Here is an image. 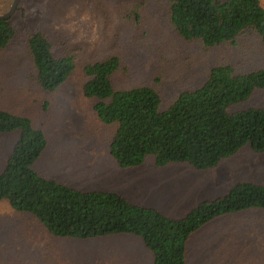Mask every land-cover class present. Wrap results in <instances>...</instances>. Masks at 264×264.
Segmentation results:
<instances>
[{
	"label": "rangeland",
	"instance_id": "374dc122",
	"mask_svg": "<svg viewBox=\"0 0 264 264\" xmlns=\"http://www.w3.org/2000/svg\"><path fill=\"white\" fill-rule=\"evenodd\" d=\"M137 1L21 0L11 18L16 36L0 51V111L29 118L45 133L48 146L35 164L44 178L83 192L116 193L181 220L237 183L264 184V154L245 148L214 171L199 172L187 164L157 169L153 158L138 168H121L110 155L116 127L102 124L94 101L83 95L88 82L84 66L118 55L125 71L114 79V86L154 88L165 111L179 94L201 87L216 66L230 65L239 73L263 69L264 46L258 36L247 33L236 44L205 49L174 33L167 0H147L140 21L131 20ZM13 2L0 0V15ZM70 10L93 13L101 22L99 42L73 43V37L56 30ZM36 32L50 39L56 54L70 52L76 57V70L52 93L40 88L27 47ZM254 107H264V90L231 111ZM18 140L16 132L0 136V173ZM0 264H154V259L140 238L59 239L31 215L15 211L12 217L0 216ZM186 264H264V211L224 216L207 224L190 239Z\"/></svg>",
	"mask_w": 264,
	"mask_h": 264
},
{
	"label": "trees",
	"instance_id": "16d2710c",
	"mask_svg": "<svg viewBox=\"0 0 264 264\" xmlns=\"http://www.w3.org/2000/svg\"><path fill=\"white\" fill-rule=\"evenodd\" d=\"M169 25L181 39L205 49L236 44L255 34L264 46V9L257 0H167ZM147 0L135 2L129 18L138 23ZM16 36L10 20H0V51ZM37 82L55 92L76 70L74 53L56 54L42 32L27 43ZM125 69L118 55L84 66L85 98L94 101L98 120L116 131L110 155L124 169L153 158L157 168L187 164L199 172L217 169L245 148L264 154V107L232 112L264 90V68L239 73L230 65L214 67L204 84L182 92L161 111V96L148 86L119 90L114 79ZM16 132L19 140L0 173V198L21 214L38 220L59 239L93 240L117 235L140 238L154 264H186L190 239L224 216L264 211V184L240 182L227 194L199 204L175 220L153 208L131 203L116 193L83 192L41 176L35 164L48 146L45 133L29 118L0 111V136Z\"/></svg>",
	"mask_w": 264,
	"mask_h": 264
},
{
	"label": "clouds",
	"instance_id": "9594fccd",
	"mask_svg": "<svg viewBox=\"0 0 264 264\" xmlns=\"http://www.w3.org/2000/svg\"><path fill=\"white\" fill-rule=\"evenodd\" d=\"M258 6L264 9V0H257ZM56 30L65 32L73 37V43L87 42L95 44L100 40L101 22L90 11L77 13L70 10L65 17L58 22ZM15 208L7 198H0V216L12 217Z\"/></svg>",
	"mask_w": 264,
	"mask_h": 264
},
{
	"label": "water",
	"instance_id": "95a60500",
	"mask_svg": "<svg viewBox=\"0 0 264 264\" xmlns=\"http://www.w3.org/2000/svg\"><path fill=\"white\" fill-rule=\"evenodd\" d=\"M21 3V0H14L12 6L8 10L7 13L0 15V20H10L15 12L17 11L19 5Z\"/></svg>",
	"mask_w": 264,
	"mask_h": 264
},
{
	"label": "crops",
	"instance_id": "0c3cea01",
	"mask_svg": "<svg viewBox=\"0 0 264 264\" xmlns=\"http://www.w3.org/2000/svg\"><path fill=\"white\" fill-rule=\"evenodd\" d=\"M154 166H155V164H154ZM155 167H156V166H155ZM156 168H157V167H156ZM166 168H168V167H165V169H166ZM157 169H159V168H157ZM214 170H216V169H214ZM214 170H212V171H214ZM159 172H161V171H158V172L156 171L155 174L158 175ZM162 172H163V171H162Z\"/></svg>",
	"mask_w": 264,
	"mask_h": 264
}]
</instances>
